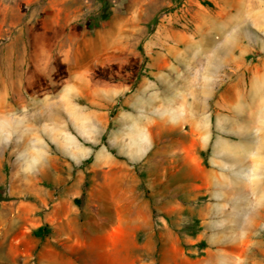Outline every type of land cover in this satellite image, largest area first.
Instances as JSON below:
<instances>
[{"label":"rangeland","instance_id":"obj_1","mask_svg":"<svg viewBox=\"0 0 264 264\" xmlns=\"http://www.w3.org/2000/svg\"><path fill=\"white\" fill-rule=\"evenodd\" d=\"M247 1L240 23L221 15L229 0H201L207 21L193 0H0V264H37L44 224L47 258L52 245L82 247L81 264L199 256L224 180L242 214L230 223L244 179L252 213L264 0ZM256 213L247 264H264Z\"/></svg>","mask_w":264,"mask_h":264},{"label":"crops","instance_id":"obj_2","mask_svg":"<svg viewBox=\"0 0 264 264\" xmlns=\"http://www.w3.org/2000/svg\"><path fill=\"white\" fill-rule=\"evenodd\" d=\"M214 4H219L222 6V3L220 0H209ZM231 2H228V4H224L225 11L224 13H221V15H227L228 12H230V16H232L233 11L235 12L236 9V16L238 17L240 23H244V6L247 7V4L249 5V1L244 0H229ZM194 4H196V8H193L194 11L200 16L198 19L202 21H207L210 18H207V16L202 11V4L201 0H193ZM257 7V5H254V7ZM258 7H262L263 5H258ZM234 9V10H233ZM234 13V14H235ZM202 14V16L200 15ZM240 14V15H239ZM239 15V16H238ZM232 19V17L230 18ZM201 21V22H202ZM233 34V33H231ZM262 57H261V63L263 65L262 67V87L264 88V50ZM232 62V52H231V58L229 60H224L223 62L217 63L216 69L223 70L227 65H229ZM35 68L40 71L41 73H45L48 71L49 64H39L35 65ZM260 82V81H259ZM142 86L145 88L151 87V85L147 83H142ZM262 103H264V95L262 96ZM260 102V103H261ZM264 127V123H263ZM262 143H263V154L259 155L257 157V164L258 168H263L262 175L258 178L259 185L255 188V194H254V207L252 213L249 211L250 203H249V189H248V182L244 179V221L242 219L240 224H232L231 219L233 220L234 215H242L239 213V209L237 211L236 206H230L228 204V200H232V187L228 186L227 180L225 183L219 182V187H216L219 189V191H216V194H213L212 198L216 201L214 204L210 203L207 206V214L212 215L213 218L210 219L208 224H205L204 227L206 229H202L200 234H198V237L201 241H197V239H193V249L190 251L192 254L195 252L197 253V250L201 251V255L196 257H190L186 254H183L181 256H178L177 259H173L172 261L168 262L165 257V249H161L159 253V257L156 261L157 264H242L244 261V264H247L248 258L246 257V251L249 248L252 241L249 239V233L251 231H255L257 229V219H256V210L261 205H264V131L262 133ZM223 184L225 186H223ZM230 184V182H229ZM232 184V183H231ZM84 186V182L79 187L80 192L82 193V189ZM78 196V195H76ZM80 196V195H79ZM78 196V197H79ZM253 197V196H252ZM251 197V198H252ZM230 217V218H229ZM237 222V220H236ZM244 222V230L242 233H239L241 228L243 227ZM50 228V226H49ZM53 231V229L50 228V232ZM38 238V237H37ZM41 244V247L36 252V257L39 258L37 264H81L82 258H79V251H83L82 247L78 248L75 252L72 253V251H69L67 246H50L49 251V257H44L45 248L43 247V242L41 238H39L38 241ZM199 245H197V243ZM196 244V245H195ZM201 246V247H200ZM87 248V247H85ZM84 248V249H85ZM244 250V258L242 257V252ZM75 258H73L74 256ZM141 255V254H140ZM81 257V256H80ZM76 259V260H75ZM137 256L136 254L131 257L130 263L128 264H136ZM114 262V261H113ZM113 264H119V262H114ZM151 264V263H150ZM153 264V263H152Z\"/></svg>","mask_w":264,"mask_h":264},{"label":"trees","instance_id":"obj_3","mask_svg":"<svg viewBox=\"0 0 264 264\" xmlns=\"http://www.w3.org/2000/svg\"><path fill=\"white\" fill-rule=\"evenodd\" d=\"M87 185H88V183H87V181H85L83 189H82V193H81L82 196L85 195V188L87 187ZM5 199H6V197H4V196L0 197V200H5ZM49 232H50V228L46 224L40 225L37 228H35L34 230H32V234L35 237H38V238H41V239H43L45 236H47L49 234Z\"/></svg>","mask_w":264,"mask_h":264},{"label":"bare ground","instance_id":"obj_4","mask_svg":"<svg viewBox=\"0 0 264 264\" xmlns=\"http://www.w3.org/2000/svg\"><path fill=\"white\" fill-rule=\"evenodd\" d=\"M211 44V43H210Z\"/></svg>","mask_w":264,"mask_h":264}]
</instances>
